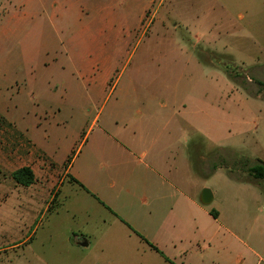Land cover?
<instances>
[{
	"label": "rangeland",
	"instance_id": "1",
	"mask_svg": "<svg viewBox=\"0 0 264 264\" xmlns=\"http://www.w3.org/2000/svg\"><path fill=\"white\" fill-rule=\"evenodd\" d=\"M164 97L187 105L213 145L198 142L197 170L209 158L232 178L204 189L238 198L241 264H264V179L248 172L264 164V0H0V264H111L97 242L69 243L83 216L44 212L47 189L13 174L34 133L55 155L37 153L43 170L79 145L80 123L124 99Z\"/></svg>",
	"mask_w": 264,
	"mask_h": 264
},
{
	"label": "crops",
	"instance_id": "2",
	"mask_svg": "<svg viewBox=\"0 0 264 264\" xmlns=\"http://www.w3.org/2000/svg\"><path fill=\"white\" fill-rule=\"evenodd\" d=\"M186 108L176 97L124 99L106 116H94L87 127L80 123L79 145L73 148L72 143L60 163L43 170L37 153L52 161L55 155L49 147L40 149L38 133L31 136L25 166L35 174L37 192L47 189L50 195L44 212L54 207L73 219L83 216L69 231L72 247L88 249L97 242L113 257L111 264L119 262L120 251L129 252L125 264H171L165 257L175 264L242 263L238 198L217 200L211 191V204L201 203L207 183L230 187L232 178L219 165L210 171L209 158L200 172L195 167L198 142L203 152L213 145L208 146L196 115L182 112ZM18 187L14 183L12 188ZM3 190L8 197L5 185ZM30 209L34 206L28 203Z\"/></svg>",
	"mask_w": 264,
	"mask_h": 264
},
{
	"label": "trees",
	"instance_id": "3",
	"mask_svg": "<svg viewBox=\"0 0 264 264\" xmlns=\"http://www.w3.org/2000/svg\"><path fill=\"white\" fill-rule=\"evenodd\" d=\"M258 84L262 85L261 82H258ZM214 169H216V166L214 167ZM248 172L254 178L259 179V180H263L264 179V164L260 163V164L253 166V167L248 169ZM13 177H14L17 184L24 186V187H28V186L32 185L35 181V174L30 167H22L21 169L17 170L13 174ZM152 247L156 251H158L157 248H155L154 246H152ZM165 259L167 262H169L171 264H175L170 259H168L166 257H165Z\"/></svg>",
	"mask_w": 264,
	"mask_h": 264
},
{
	"label": "water",
	"instance_id": "4",
	"mask_svg": "<svg viewBox=\"0 0 264 264\" xmlns=\"http://www.w3.org/2000/svg\"><path fill=\"white\" fill-rule=\"evenodd\" d=\"M212 200H213V194L211 190L204 189L201 194V203L204 205H209L211 204Z\"/></svg>",
	"mask_w": 264,
	"mask_h": 264
}]
</instances>
